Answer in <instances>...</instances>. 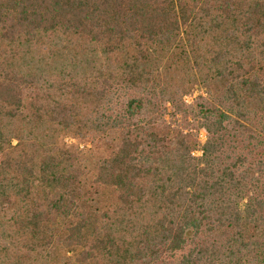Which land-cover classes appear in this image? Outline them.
<instances>
[{"label": "trees", "instance_id": "16d2710c", "mask_svg": "<svg viewBox=\"0 0 264 264\" xmlns=\"http://www.w3.org/2000/svg\"><path fill=\"white\" fill-rule=\"evenodd\" d=\"M197 83L200 157L138 118ZM263 132L264 0H0V264H264Z\"/></svg>", "mask_w": 264, "mask_h": 264}, {"label": "rangeland", "instance_id": "374dc122", "mask_svg": "<svg viewBox=\"0 0 264 264\" xmlns=\"http://www.w3.org/2000/svg\"><path fill=\"white\" fill-rule=\"evenodd\" d=\"M206 101L208 96L206 95L205 87L197 83L190 95L184 96L182 103L188 111V116L185 122L181 114H177L175 118L171 117V107L169 104L164 106L163 112L158 111L149 112V107L145 106L142 110L138 112V118L143 119L144 122L151 120L156 126L161 130L165 129V126H169L170 133L172 134L175 130L180 129L185 132H191L197 134L198 149L192 152V156H201V146L206 140V132L204 129H198L200 118L198 115V109L200 104L207 105ZM210 102V101H209ZM124 102L120 101L115 107V111L124 110ZM260 135L264 139V132ZM64 142L69 145H79L84 147V144L79 143L74 137L68 136L64 139ZM15 144V141H13ZM101 144L99 147L94 149L95 155L92 159H88L83 165L79 166L82 168V175H75L73 179L69 181V189L67 191V196L69 201L74 208H81L89 213H94L96 210L100 209L104 202V194L102 191L96 187H91L90 185V173L97 164L102 160L110 156L117 146L119 145V133L117 130L111 131L107 134V137L101 139ZM86 147L90 148L91 145L87 144ZM52 231V230H50Z\"/></svg>", "mask_w": 264, "mask_h": 264}, {"label": "built area", "instance_id": "2783aa9c", "mask_svg": "<svg viewBox=\"0 0 264 264\" xmlns=\"http://www.w3.org/2000/svg\"><path fill=\"white\" fill-rule=\"evenodd\" d=\"M201 154H202V152H201Z\"/></svg>", "mask_w": 264, "mask_h": 264}]
</instances>
